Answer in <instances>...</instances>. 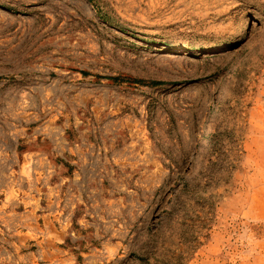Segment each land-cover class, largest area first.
I'll use <instances>...</instances> for the list:
<instances>
[{
	"label": "rangeland",
	"instance_id": "rangeland-1",
	"mask_svg": "<svg viewBox=\"0 0 264 264\" xmlns=\"http://www.w3.org/2000/svg\"><path fill=\"white\" fill-rule=\"evenodd\" d=\"M0 264H264V0H0Z\"/></svg>",
	"mask_w": 264,
	"mask_h": 264
}]
</instances>
